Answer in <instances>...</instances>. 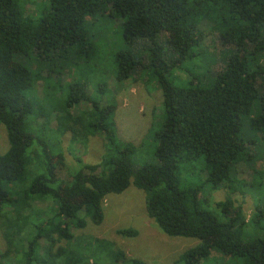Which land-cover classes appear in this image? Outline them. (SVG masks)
I'll use <instances>...</instances> for the list:
<instances>
[{
  "label": "trees",
  "instance_id": "trees-1",
  "mask_svg": "<svg viewBox=\"0 0 264 264\" xmlns=\"http://www.w3.org/2000/svg\"><path fill=\"white\" fill-rule=\"evenodd\" d=\"M28 1L0 0V125L9 146L0 154V224L6 244L0 264H94V253L76 252L80 246L73 245L71 231L84 229L87 220L100 225L105 197L122 194L130 185L144 193L146 215L163 234L198 241L174 264H202L214 253L232 264H264V208L257 207L251 219L254 234L230 198L246 186L236 177V165L251 164L249 149L257 138L264 139V0H45L35 16L27 13ZM99 16L118 22L121 40L129 47L115 55L117 81L144 68H152L157 80L164 112L153 135L157 164L134 168L137 147L117 140L115 105L90 99L86 82L66 72L75 59L94 55L86 24ZM203 23L231 47V54L216 72L209 61L207 87L195 77L188 87L174 86L166 73L196 58ZM137 45L147 53L141 61L133 51ZM43 75L51 86L42 101L67 77L64 102L48 113L36 112L27 98ZM83 103L90 107L75 115ZM52 114L59 138L69 134L83 141L102 135L107 148L98 164L82 167L67 183L56 175L61 154L50 150L44 137ZM32 115V125L41 130L38 136L30 132ZM29 164L35 177L23 195L6 190L3 183L22 182ZM183 166L191 174L199 168L202 184L181 188ZM204 185L228 192L213 211L199 202ZM259 192L264 201V191ZM45 201L52 203L50 218L43 212L26 214L33 203ZM35 217L41 221L30 224ZM116 234L138 235L132 228ZM60 242L67 245L55 248ZM95 242L112 264H145L103 240Z\"/></svg>",
  "mask_w": 264,
  "mask_h": 264
},
{
  "label": "rangeland",
  "instance_id": "rangeland-1",
  "mask_svg": "<svg viewBox=\"0 0 264 264\" xmlns=\"http://www.w3.org/2000/svg\"><path fill=\"white\" fill-rule=\"evenodd\" d=\"M44 2L45 0H29L27 2V13L35 16L37 8L39 6L42 8L41 4ZM90 22H87L86 25L92 39L91 43L93 42L94 55L90 56L87 61L83 59L84 61L80 62L75 59L73 64L69 66L71 71L66 70V72L69 73L71 79L86 82L87 95L90 99L100 105H115L114 122L117 130V140L122 144H131L137 147L132 159L134 168H139L148 163L157 164L153 156L156 146L153 135L163 123L164 112L161 104V92L157 80L152 75V68L151 70L139 68L143 70L136 71L126 81L118 82L115 76V55L129 49L121 40L118 22L104 16H99L96 20L90 19ZM201 30L204 39L200 51L196 50V58L191 62L188 61L183 66H176L166 73L168 80L174 86L188 87L191 79L195 77L198 85L207 87L210 73L209 61L210 63L214 62L211 63V70L216 72L221 69L223 61L231 54V47L222 43L219 35L211 29L209 24L203 23ZM136 48L133 51L141 61V58L147 53H144V50H141L138 45ZM28 68L32 72L35 71L31 65H28ZM65 78L67 79V77H63L59 88L48 93L47 99L50 101L47 99L42 101L50 81L45 75L38 79L33 91L27 93V98L34 103L36 112H42L43 110L47 113L48 111L51 112L55 106L64 102L67 94L64 83ZM61 93H63L62 98L57 100L58 95ZM89 107V104L83 103L73 113L77 115L79 111L86 110ZM33 116L28 120L31 124L30 132L38 136L41 130L38 131L32 125L34 122ZM42 121L43 119H39L40 123ZM245 123H247V119ZM55 128L56 115L52 114L49 116L44 137L47 141H50V143L48 142L49 149L61 154V157L56 159V175L63 183L70 182L72 176L82 167L98 164L106 154L107 148L102 135L89 137L83 141L71 138L69 134L59 138L57 133L53 131ZM255 143L256 145L249 149L252 163L245 164L244 161H241L235 169L237 179L246 184L245 189L230 196L234 207L240 208L248 228L254 234L256 233L251 225V219L257 212V207L264 208L263 196L259 192V190L264 191V139L257 138ZM8 147L5 129L0 125V154H4ZM31 165H34V162ZM30 167V164L27 165L26 175L22 182H4V188L8 191L12 189L22 191L23 195V191L30 186L32 179L35 177V173L30 171ZM203 179L202 174L199 177V168L196 169L195 174H191L190 169L185 168V166L180 170L181 188H195L202 184ZM258 184H260V187H258ZM253 188L258 190L254 191ZM19 192L16 193L19 194ZM227 193V190L223 188L211 190L208 185H204L201 188L199 202L203 207L213 211L216 208L214 204L224 201L228 196ZM51 204L50 201L33 203V209L27 211L26 214L32 217L34 214L43 212L50 218L52 216ZM40 221L35 217L31 218L29 223L36 224ZM128 228L136 230L138 235L135 238H121L116 234L117 230ZM71 232L74 237L73 245L80 246H76V252L87 255L94 253V255H90L95 262L94 264H112L107 251L105 249L99 251L95 240H103L109 243L112 248L122 251L127 258L136 259L145 264H174L184 251L198 243L195 239L172 238L163 234L154 221L146 215L144 193L132 185L122 194L105 197L103 201V220L100 225H93L87 220L84 229ZM90 243L91 246H89ZM64 245L67 244L60 242L55 248ZM5 250L6 244L0 224V254L4 253ZM202 264L232 263L228 258H222L214 253Z\"/></svg>",
  "mask_w": 264,
  "mask_h": 264
}]
</instances>
